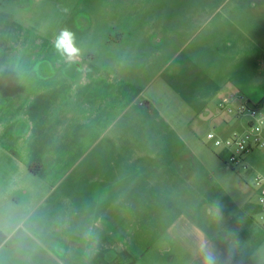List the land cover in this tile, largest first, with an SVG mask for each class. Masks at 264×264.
Here are the masks:
<instances>
[{
	"label": "rangeland",
	"instance_id": "obj_1",
	"mask_svg": "<svg viewBox=\"0 0 264 264\" xmlns=\"http://www.w3.org/2000/svg\"><path fill=\"white\" fill-rule=\"evenodd\" d=\"M252 4L257 7L263 1L0 0V76H18L15 90L25 85L41 91L37 119L40 123L56 120L58 137L72 136L75 171L85 164L101 170L113 168L117 154L143 155L145 159L133 166L141 172L151 163L176 166L173 162L146 160L159 152L198 155L194 164L183 163L184 183L180 182V194L174 200L185 204L187 216L196 219L201 231L217 234L219 244L223 243L220 233L240 229L244 237L234 239V250L244 252L251 264H264L260 219L264 207L255 185L256 178L264 181V147L245 157L246 168L230 166L228 150L215 147L207 135L226 139L240 133L247 117L217 112L214 119L200 120L188 111L200 105L189 94L193 92L190 84L184 87L186 81L175 75L185 70V76H192L188 60H193L202 76L215 72L217 76L235 77L234 86L226 87L224 94L237 97L230 102L232 107L263 99L264 28L256 23L260 18L249 15ZM230 10L248 12L244 17L229 19L239 27L251 26L242 34L251 39L255 49L249 45L236 50L231 42L219 45L205 38L213 24V13L220 12L221 16ZM64 30L73 34L79 50L71 59L55 47ZM261 53L263 57L255 66L244 63L247 58L243 55H252L256 61ZM23 76L35 79L25 80ZM208 86H203V96L210 90ZM224 95L210 98V106L222 103ZM33 98L25 97L29 108H34ZM182 107L186 112H181ZM7 118L17 121L10 130L15 138L26 136L35 124L33 110L0 111V121ZM67 124L70 129H66ZM40 131L47 137L45 134L53 129ZM97 153L104 156L102 162ZM170 180L177 181L173 176ZM166 203L152 199L153 208L148 212L155 223L144 232L153 229L162 233ZM240 220L248 224L241 225ZM120 228L123 236L134 230L125 217ZM141 246L145 248L144 242L138 248Z\"/></svg>",
	"mask_w": 264,
	"mask_h": 264
},
{
	"label": "crops",
	"instance_id": "obj_2",
	"mask_svg": "<svg viewBox=\"0 0 264 264\" xmlns=\"http://www.w3.org/2000/svg\"><path fill=\"white\" fill-rule=\"evenodd\" d=\"M261 1L263 4L257 7L250 6L249 15L260 18L256 23L264 28V0ZM219 13H213V24L205 37L210 43L231 42L236 50L252 45L251 39L242 34L244 28L251 26L239 27L229 19L244 17L248 12L230 10L221 16ZM252 48L255 49L253 45ZM263 54L256 61L252 55H243L247 58L244 63L255 66ZM188 61L193 75L185 76V70H178L175 75L183 77L184 87L187 88V82L190 84L193 92L189 94L200 105L187 109L196 113L200 120L214 119L218 116L217 105L211 107L210 98L224 95L226 87L234 86L235 77L217 76L215 72L202 76L200 66L193 60ZM196 73L200 76H194ZM23 77L35 79V76ZM17 78L0 76V99L4 98L0 101V111L33 110L35 124L26 136L15 138L10 130L17 121L8 118L0 121V264H251L244 252L234 250V239L244 237L240 236V229L220 233L223 243L219 244L217 234L201 231L196 219L187 216L185 204L174 200L180 194V182L184 183L182 171L186 166L183 163H193L198 155L159 152L146 160L173 162L176 166L167 167L166 163L165 167L163 164L160 167L151 163L152 166L148 165L149 168L141 172L133 166L134 162L145 159L143 155L117 154L113 161L118 165H112L113 168L101 170L85 164L75 171L72 136L58 137L56 120L52 123L38 121L41 91L25 85L13 89ZM204 85L210 87L205 96ZM26 96L34 97V108L26 104ZM236 98L224 95L223 101L234 103ZM263 100L246 102L258 105ZM181 112H186V108L182 107ZM70 128L67 124L66 129ZM41 129H53V132L42 137ZM96 157L101 162L104 159L99 153ZM33 166H37L35 172L31 171ZM170 176L177 181H171ZM155 198L167 201V212L162 219L165 227L162 233L153 232V229L144 232L148 225L155 223L153 214L148 212ZM123 217L134 229L124 236L120 228ZM240 224L248 223L240 220ZM261 237L264 242V236ZM143 242L145 248H138Z\"/></svg>",
	"mask_w": 264,
	"mask_h": 264
},
{
	"label": "built area",
	"instance_id": "obj_3",
	"mask_svg": "<svg viewBox=\"0 0 264 264\" xmlns=\"http://www.w3.org/2000/svg\"><path fill=\"white\" fill-rule=\"evenodd\" d=\"M217 111L221 114L247 117L246 125L240 133H233L226 139L216 138L213 134L207 135V139L211 140L215 147H225L228 150L227 163L230 166L246 168L245 157L254 150L264 147V100L259 109H250L245 104L232 107L229 101H223L218 104ZM255 185L260 189L259 202L264 205L262 178H256ZM261 222L264 226V215L261 216Z\"/></svg>",
	"mask_w": 264,
	"mask_h": 264
},
{
	"label": "clouds",
	"instance_id": "obj_4",
	"mask_svg": "<svg viewBox=\"0 0 264 264\" xmlns=\"http://www.w3.org/2000/svg\"><path fill=\"white\" fill-rule=\"evenodd\" d=\"M55 47L62 53L67 54L70 59L76 56L79 52V50L74 46L73 34L67 30L62 31L57 37Z\"/></svg>",
	"mask_w": 264,
	"mask_h": 264
},
{
	"label": "water",
	"instance_id": "obj_5",
	"mask_svg": "<svg viewBox=\"0 0 264 264\" xmlns=\"http://www.w3.org/2000/svg\"><path fill=\"white\" fill-rule=\"evenodd\" d=\"M245 105L250 109H259L262 105V102H260L258 105H254L251 102H246Z\"/></svg>",
	"mask_w": 264,
	"mask_h": 264
}]
</instances>
